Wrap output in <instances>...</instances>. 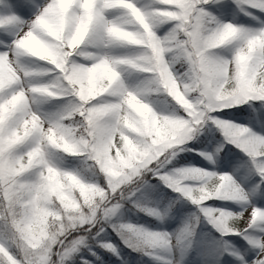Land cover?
<instances>
[{
	"label": "clouds",
	"instance_id": "1",
	"mask_svg": "<svg viewBox=\"0 0 264 264\" xmlns=\"http://www.w3.org/2000/svg\"><path fill=\"white\" fill-rule=\"evenodd\" d=\"M170 2L160 0V4H156L152 0L151 5L158 9ZM121 17L119 26L104 25L98 31L93 29V39L100 46L86 45L83 39L86 29L81 30L79 41L73 45L74 51L80 50L79 59L90 61L93 67L103 60L118 61L111 78L103 76L90 80L87 88L81 84V92L77 93L86 97L85 103L99 98L103 101L99 107L118 105L105 112V119L96 126L105 132L100 134L93 130V121L71 104L60 112L62 119H50L37 106L38 101L46 99L44 96L35 97L36 103L28 111L21 112L11 128L15 134L16 124L21 127L31 124L38 131L23 148L9 151L4 163L0 164L6 171L24 168L27 172L13 180L17 186L13 206L0 208V215L9 214L22 233L44 247L65 233L86 236L91 234V228L106 229L117 225L120 235L130 240L142 254L148 251L144 234L126 227L130 223L124 221L123 214L134 210L162 219L161 215L154 214L156 208L147 201L128 199V194L143 188L151 179V165H166L169 150L181 143L180 109L210 102L227 103L235 98L247 79L264 83V45L260 50L262 59L258 61L251 55L252 49L244 38L221 48L209 45L212 33H208L189 53L183 47L181 32L157 36L166 13L150 11L144 19L136 16L135 22L123 14ZM160 41L163 50L158 57ZM30 47L35 59L27 58L26 62L30 61L39 71L50 72L47 64L41 63L47 60L45 50L37 44ZM192 67L197 72L186 78L185 74ZM53 80L48 77L49 82ZM202 86L210 90L208 95H203ZM47 89L46 83L25 80L21 91L29 97L41 91L48 96L56 95ZM88 111L92 115L94 109ZM25 153L27 161L22 163ZM69 158L76 163L71 167L63 166ZM140 169L142 175L132 183H123L126 176ZM184 179L191 181L187 186L199 196L195 177L185 176ZM216 183L214 180L207 183L209 195ZM116 191L123 195L117 196ZM113 208H116L115 214L111 211ZM218 222L222 227L241 230L250 226L240 213H234L230 219L219 217ZM85 224L89 227L85 228ZM169 243L171 248L176 247L175 240ZM26 247V243H20L21 255ZM158 250L167 251L168 247L151 249L154 254ZM171 264H180V261L174 257Z\"/></svg>",
	"mask_w": 264,
	"mask_h": 264
},
{
	"label": "snow or ice",
	"instance_id": "2",
	"mask_svg": "<svg viewBox=\"0 0 264 264\" xmlns=\"http://www.w3.org/2000/svg\"><path fill=\"white\" fill-rule=\"evenodd\" d=\"M155 3L160 4V0H155ZM233 5L236 10L256 21L258 26L249 28L237 25L231 21H222L215 15V13H219L220 16L234 14ZM150 11L166 13L162 26L168 25V29L163 35L157 33V36L164 37L171 31L181 32L183 47L189 53L203 36L212 33L210 46L218 45L223 48L238 38H244L248 47L252 49L251 55L258 61L262 59L260 50L264 45V30H261V26H264V19L254 13H264V0H171L170 3L163 4L158 9H153V5L141 6L137 0H0V164L4 163V158L9 151L23 148L31 137L37 134L38 129L33 128L31 124L26 127L16 124L15 134L11 131L14 121L21 112L28 111L36 103L37 96H44L48 100H64L67 105L78 106L79 111H83L84 116L93 121V130L100 134L105 132L104 129H98L96 126L105 119V112L118 108V105L99 107L103 103L99 98L85 103L86 97L78 96L77 93L81 92V84L86 89L90 80L103 76L111 78L112 69L118 61L103 60L93 67L90 61L79 59L80 50H73L74 42L79 41L81 30L86 29L87 35L83 36L86 45L98 47L100 46L98 41L93 39V29L98 31L104 25L119 26L121 14L135 22L136 16L144 19ZM111 30L110 27L109 31ZM31 44H37L45 50L47 60L41 63L47 64V67L51 69L50 72L39 71L34 65L26 62L27 58L35 59L32 56ZM158 44L157 56L159 57L163 50V43L160 41ZM92 59L94 61L96 58ZM188 64H191V60ZM196 72L197 69L192 67L185 77H192V74ZM49 76L54 78L52 82L48 81ZM25 80L46 83L47 91L56 95L48 96L46 92L41 91L33 92L29 97L27 93L21 91ZM209 91V89H203V95H208ZM250 103L264 105V83L257 84L254 79H247L240 92L227 103L210 102L195 108L190 105L186 109H180L182 120L178 122V127L182 129L181 143L178 147L169 150L166 164L170 163L171 159L182 150L195 151L194 148L186 149V143L205 125L212 124L222 131L228 143L251 158L257 174L264 181V135L255 133L246 125L224 121L220 115L230 108ZM88 109H94L92 115L89 114ZM37 114L39 115L40 112ZM49 118L60 120L63 118V113H57ZM199 154L209 161L213 160L209 154ZM36 158L39 159L38 156ZM26 161L25 153V160L22 163ZM225 161L230 162L227 153H225ZM149 174L190 201L198 209L199 215L194 217L192 224L183 229L180 237H174L166 232L151 231L143 226L133 224L126 226L138 229L144 234L145 245L149 250L143 255L163 260V264H171V260L156 256L151 249L159 246L170 249V241L175 240L178 243L184 236L191 237L196 223L202 216L224 236L244 235L255 250V256L248 261L238 253L224 249L219 254L223 264H232V261L228 259L229 255L238 258L240 264H264V236L249 238L247 235L249 229L264 223V209L249 206L240 212H234L227 208L213 207L210 203L213 200L226 202L247 200L244 189L231 174H218L195 166L170 172L165 165H151ZM24 175H27L24 168L12 171L0 168V208L5 205L9 208L13 206L12 201L17 190L13 180ZM140 175H142V169L135 170L124 178L123 183H132ZM185 176L195 177L199 196L194 195L193 189L187 186L191 181L185 180ZM213 180L217 183L215 190L209 195L206 185ZM113 188L116 186L114 185ZM116 195L122 196L123 193L116 191ZM132 195L134 192L128 194V199ZM111 211L115 214L116 208ZM234 213L242 214L250 226L244 227L243 230L220 226L219 217L230 219ZM154 214L161 215L158 210ZM88 227L85 224V228ZM93 229L96 231L94 232ZM112 229L121 237L125 246L140 252L130 240L120 235L121 229L117 225H113ZM103 232L105 229L91 228V234L86 236L76 232L65 233L53 240L50 246L44 247L30 235L22 233L21 227L15 220H10L9 214H3L0 215V264H75L77 259L79 264H93L82 255L85 250L103 264L94 248L117 253L116 247L100 235ZM21 242L27 245L23 255L20 254Z\"/></svg>",
	"mask_w": 264,
	"mask_h": 264
},
{
	"label": "rangeland",
	"instance_id": "3",
	"mask_svg": "<svg viewBox=\"0 0 264 264\" xmlns=\"http://www.w3.org/2000/svg\"><path fill=\"white\" fill-rule=\"evenodd\" d=\"M141 6L151 5L152 0H137ZM233 13L225 16H220L219 13H215L222 21H231L237 25H242L249 28L257 27V22L251 19L249 16H245L243 13L235 9L233 5ZM257 16L264 19V13L255 12ZM168 29V25H163L158 29V34L163 35ZM28 63H31L30 61ZM47 79V78H45ZM37 106L41 112L48 116H54L60 113L67 106L64 100H48L42 99L37 102ZM252 106L253 114L241 116L234 113L231 109L221 113V118L224 121H232L238 125H246L252 131L257 134L264 135V110L261 105L257 106L255 103L246 104V107ZM204 129L209 134L205 144L202 146L200 153H206L213 157L212 161L205 159L204 156L198 154L194 156L189 162L179 166H171L170 163L165 165V168L170 170H177L184 167H198L203 170L213 171L216 173H228L231 174L234 180L241 185L244 189L247 200L241 202H226L220 200L211 201L213 207L227 208L234 212H240L244 208L249 206H256L264 209V181L261 180L257 174L255 165L242 150L236 148L231 143L226 141V138L222 134V131L215 125H205L199 132L195 133L193 138L186 143L185 148H195L197 139L203 134ZM189 150H182L180 153L187 152ZM225 153L230 157V162L225 161ZM59 162V161H58ZM75 163L68 161L65 167H71ZM151 179L145 182L143 188L134 192V195L130 199L135 200L137 198L147 201L151 206L155 207L161 213L162 219H157L158 223L153 225L148 222H137L135 219H126L127 223L143 226L144 228L157 231L166 232L172 234L174 237H180L183 229L193 223L194 217L199 215L198 209L191 202L185 204V198L171 189L165 184L160 182L156 177L149 174ZM128 212V213H127ZM130 216L136 211H127ZM264 223L249 229L248 237L257 238L264 236ZM95 232L96 230L93 229ZM216 232L218 234H216ZM110 241L117 249L116 255L119 258L128 259L130 254L134 255L130 247L125 246L121 237L113 231L111 227L105 229V232L100 234ZM220 236V237H216ZM99 239V237H97ZM228 249L230 252H236L240 256H243L245 260L250 261L255 256V250L249 244L248 240L239 241V236L233 237L224 236L215 227L207 222L202 216L196 223L191 237L184 236L176 243V247L170 248L167 251H157L156 256L162 257L167 260H171L174 257L180 261V264H223L220 259V253ZM94 251L104 250L101 248H94ZM106 251V250H105ZM133 252V253H132ZM83 253L87 254L85 250ZM111 253V252H110ZM113 254V253H112ZM144 261L132 258L128 264H134L136 261L138 264H163V260L153 259L149 256H145ZM228 259L232 261V264H240V260L234 256L229 255ZM77 260L75 261V263Z\"/></svg>",
	"mask_w": 264,
	"mask_h": 264
},
{
	"label": "trees",
	"instance_id": "4",
	"mask_svg": "<svg viewBox=\"0 0 264 264\" xmlns=\"http://www.w3.org/2000/svg\"><path fill=\"white\" fill-rule=\"evenodd\" d=\"M232 111H234L235 113L245 114L246 113V106L244 104V105H241L238 107H233ZM192 155L193 154H188V153L182 154L181 156L184 157L183 162L190 160L192 158ZM69 160L76 163V161L72 160L71 158H69ZM171 163L173 165H176V164H179L180 161L172 160ZM186 204H187V202H186ZM219 208H221V207H219ZM127 213L125 212L123 214L124 220L130 218L133 220L135 219L138 222H148V223H151L153 225L158 223V221L156 220L155 217L149 216L145 213H141V212L136 211V213L134 212V214L131 213L130 216ZM242 236L244 237V235H242ZM96 252L101 257L103 264H128L129 260H131L132 258H135L136 260L139 259L140 261H144L146 258L145 255H143L141 252H137V251H135V253L132 252L134 255L130 254L129 255L130 257L128 259H126V257L125 258H119L116 255H112V254L108 253L107 251H103V250L96 251ZM85 259L91 260L93 262V264H101V261L96 260V258L90 254H87V258L85 257ZM77 264H79V262ZM134 264H138V262L136 261Z\"/></svg>",
	"mask_w": 264,
	"mask_h": 264
}]
</instances>
